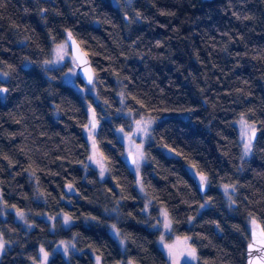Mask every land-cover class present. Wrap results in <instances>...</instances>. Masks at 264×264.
<instances>
[{"label": "trees", "instance_id": "16d2710c", "mask_svg": "<svg viewBox=\"0 0 264 264\" xmlns=\"http://www.w3.org/2000/svg\"><path fill=\"white\" fill-rule=\"evenodd\" d=\"M69 32L96 76L92 85L77 79L95 94L63 82L62 68L45 67ZM5 73L1 197L29 214L28 226L13 213L0 222L9 244L0 264H35L40 245L52 255L47 264H94L93 253L103 264H168L153 227L157 204L170 214L171 237H191L199 264L246 263L251 219L264 227V0H0ZM124 108L160 118L142 169L149 213L116 133L131 124ZM93 110L103 180L86 166ZM242 116L258 131L243 161L235 125ZM188 165L208 177L205 193ZM223 186L234 188L230 200ZM61 213L74 223L58 217L52 230L43 215ZM60 241H74L80 253H55Z\"/></svg>", "mask_w": 264, "mask_h": 264}, {"label": "rangeland", "instance_id": "374dc122", "mask_svg": "<svg viewBox=\"0 0 264 264\" xmlns=\"http://www.w3.org/2000/svg\"><path fill=\"white\" fill-rule=\"evenodd\" d=\"M126 1L129 2L132 0H126ZM126 9L127 8L124 7L125 11H126ZM65 43H67V48L64 50V53H63L64 58L61 60L60 54H58L57 49H58L59 45H63ZM49 61H51L52 63H48ZM44 64H45V67L47 69L51 68L50 70H52L53 68L54 69L62 68L61 80L65 83L69 84L70 86L74 87L82 95L85 94V91L92 92L94 94L96 93V90L94 87L89 88L88 86H83L79 83V81L77 79V76H79V73H78L77 68H76V61L71 54L67 40H62L60 42L53 44L51 56L47 60V62H45ZM0 76L3 79L7 78V75H4V74H1ZM124 102H125V100L123 99V101H122L123 107H124ZM120 113L125 115L126 117H128L131 121V124L128 128L117 127L116 133H117L119 139L124 144L125 157H127L128 154L133 153L134 159L138 161V164L134 163L131 166V168H132V171L136 177L137 189H138L140 195L142 196V198L144 200V204H145L144 212L149 213L151 208L153 207L154 203H153V200L151 198H149L147 191H146V188L144 186L143 179H142V169H143L144 164L147 162V157H146V153H145V146H146V144H148L149 142L152 141L153 128L156 125V123L158 122V120H160V118L157 116L151 115V114H139V116H137L135 111L129 110L127 108H124L123 110H121ZM183 115L186 116L187 114L185 113ZM138 120H145V121L150 120V121H152L150 123V125H143V124L141 125V127L147 128L146 133L145 132H139V133L137 132L136 121H138ZM241 120L247 121V123L250 125L255 126V124L246 120L245 116H242V118H240L239 120L237 119L235 121V125L238 128L239 138H240V143H241V149H242L241 161H243L244 159L249 158L251 156L254 145L252 142L251 151L246 154L245 143L247 142L248 137L244 135L245 129H244V126L241 124ZM120 129H123V132H121ZM255 129H256V126H255ZM84 134H85V137H86L88 144H89V156L87 158L86 166L96 169L100 179H102V180L106 179L108 177V166H107V162L105 160V157L99 148L97 136H96V131H95V129L91 128L90 126H87L84 129ZM141 152L143 153L142 158L140 157ZM172 154H175V153L172 152ZM90 157H93V159H89ZM187 167H188L189 171L191 172V174L196 179V181L199 183V186H201L202 184H208L207 183L208 177L204 173L199 172L197 170V168L193 165H188ZM102 171H103V175H101ZM202 175L206 177V182L201 181ZM69 185L72 186L71 189L74 188L72 184H68V186H67L68 190H70ZM229 188L230 187L223 186L222 190H223L225 196L227 198H229V200H230L232 198L233 193H234V188H230L231 191ZM209 204H210L209 200H206L199 207V212H202L206 207L209 206ZM155 209H158V218L155 220L153 227L158 229V231H159L158 244H159L160 248L164 251V253L168 259V264H176V261L173 260L172 258H170L169 254H168V248L166 246L171 245L177 253H179L181 250H184V249L189 248V247L195 248V246L192 243V239L190 236L173 235L171 237V235H172L171 234L172 233V220H171V217H170V214H169L167 208L163 205L157 204ZM10 213L14 214V218L17 221L21 222L23 225L28 226L27 224H28L29 212L27 210H20V209H16V208L6 207L2 202L1 188H0V222L2 220H4ZM165 213H167V216H165ZM21 214H22V216H21ZM43 217L50 222L52 230L55 229V221L58 217H60L62 219V224L65 227H70L74 223V219L66 213H61L58 216L50 215V214H44ZM66 217L70 218V219H68L67 223H65ZM253 219L255 220V224H253V222H252ZM193 221H194V218L192 217L189 221V224H192ZM166 223H170V226L165 227ZM250 223L252 224V227H254L257 225L258 221L255 218H252ZM109 231L111 232L113 237L117 240V242L122 247H124L126 239L120 233V231L117 228L115 223L110 224ZM162 237H163V240H161ZM0 239L5 241V239L3 238V236L1 234H0ZM8 246H9V244L6 242L3 252L0 253V260L2 258L3 253L7 250ZM65 247H67V252L64 251ZM41 249H44V251H46L48 253V257H47L46 262L44 261V256H43V253L41 252ZM54 252L55 253L61 252L66 258H69L72 253H80V250L76 247L74 241H60L59 243L56 244ZM196 254H197V250H196ZM92 255L94 257V264H98V261H97L98 257H99V264H103L102 259L99 255H97L96 253H93ZM51 256L52 255L46 250V248L43 245H40L39 246V254H38L39 259L35 262V264H47ZM182 263L199 264L198 255H197V258L194 260L191 259L190 257H187V256H180L178 264H182ZM116 264H135V263L132 262L131 260H128V261L118 262Z\"/></svg>", "mask_w": 264, "mask_h": 264}, {"label": "snow or ice", "instance_id": "6c2138e0", "mask_svg": "<svg viewBox=\"0 0 264 264\" xmlns=\"http://www.w3.org/2000/svg\"><path fill=\"white\" fill-rule=\"evenodd\" d=\"M46 11V10H45ZM68 36H69V39L72 40V33L69 32L68 33ZM73 44L75 45V41L73 40ZM67 48V43L63 44V45H59L58 46V54H60V59L62 60L64 57H63V53H64V50ZM79 48L77 47V52H79ZM78 57H74V59H76ZM48 63H52L51 61H49ZM71 71V70H70ZM4 75H7V73H5ZM88 81L89 83H92V76L89 75L88 76ZM8 92V89L7 88H0V94L2 93H6ZM152 121L150 120H138L136 121V127H137V132H147V128L146 127H141V125H150ZM90 124L92 126L93 129H95L96 127V122H95V111L93 110V120L90 121ZM241 124L244 126V135L248 137L247 139V142L245 143V151H246V154L248 152L251 151V147H252V140L254 139L255 137V126L254 125H250L247 123V121L245 120H241ZM121 132H123V129H120ZM140 157L142 158L143 157V153L141 152L140 153ZM89 159H93V157H90ZM134 163H137L138 164V161L137 160H134L133 161ZM101 175H103V171L101 172ZM201 181L203 182H206V177L205 176H201ZM71 185H69V189H71ZM22 216V214H21ZM165 216H167V213H165ZM68 217L65 218V223L68 222ZM253 224H255V220L253 219ZM170 226V223H166L165 224V227H169ZM255 232H253V242L251 244H249L248 248H249V254L251 255V252L253 251V249L255 248L256 244L257 243H260L262 245H264V239L260 240V241H257L255 239ZM262 235H264V232H262ZM187 239V238H186ZM161 240H163V237L161 238ZM5 244L6 242L3 241L2 239H0V253L3 252L4 248H5ZM168 248V254L170 256V258H172L173 260L176 261V264H178V261H179V257L180 256H187V257H190L191 259H196L197 258V254H196V249L193 248V247H189V248H186L184 250H181L179 253H177L174 248L171 246V245H168L166 246ZM65 252H67V247H65L64 249ZM41 252L43 253V256H44V261L46 262L47 261V257H48V253L46 251H44V249H41ZM97 261H98V264H99V257L97 258ZM251 264V262H250Z\"/></svg>", "mask_w": 264, "mask_h": 264}, {"label": "water", "instance_id": "95a60500", "mask_svg": "<svg viewBox=\"0 0 264 264\" xmlns=\"http://www.w3.org/2000/svg\"><path fill=\"white\" fill-rule=\"evenodd\" d=\"M72 38L73 39L70 40L68 34L66 35V40L68 42L72 56L78 57L75 59V61H76V68H77V71L79 73V76L85 84L92 85L96 80V76H95V71H94L92 63H91L90 56L83 49V47L81 46L79 41L76 39V37L74 36L73 33H72ZM73 40L75 41V45L73 44ZM77 47L80 50L79 52H77ZM89 75L92 76V83H89V81H88ZM3 88H5V87H3ZM92 120H93V115H90V121H92ZM95 122H96V117H95ZM96 127H97V123H96ZM96 127H95V129H96ZM257 136H258V131L255 129V137L252 140L253 143L257 140ZM126 159H127L128 165L131 167L134 164L133 161L135 160L133 153L128 154ZM207 188H208V186L206 184H202L200 186V190L202 193H205ZM253 232H255V234H256L255 239L257 241L264 239V235H262V232H264V227L261 223H258L255 227H253L251 229V232H250L251 241L249 244H251L253 242ZM249 244H248V246H249ZM250 262H251V264H264V245L257 243L255 248L251 252V255L249 254V248L247 247L246 263L245 264H250Z\"/></svg>", "mask_w": 264, "mask_h": 264}]
</instances>
